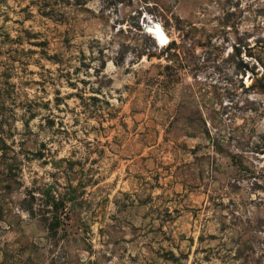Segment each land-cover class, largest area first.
Listing matches in <instances>:
<instances>
[{"label":"rangeland","instance_id":"obj_1","mask_svg":"<svg viewBox=\"0 0 264 264\" xmlns=\"http://www.w3.org/2000/svg\"><path fill=\"white\" fill-rule=\"evenodd\" d=\"M0 264H264V0H0Z\"/></svg>","mask_w":264,"mask_h":264},{"label":"bare ground","instance_id":"obj_2","mask_svg":"<svg viewBox=\"0 0 264 264\" xmlns=\"http://www.w3.org/2000/svg\"><path fill=\"white\" fill-rule=\"evenodd\" d=\"M158 23H159V22L151 21V20H150V21H148V23L146 24V28H154L155 25L158 24ZM152 33L155 34V35H154L155 38H157V35H158L157 33H159L160 38H159V39L157 38V39H158V41L160 42V44H161V43H163V44L166 43L164 37L167 38V36H166V34H165V32H164L162 26L160 27V30L153 31Z\"/></svg>","mask_w":264,"mask_h":264},{"label":"trees","instance_id":"obj_3","mask_svg":"<svg viewBox=\"0 0 264 264\" xmlns=\"http://www.w3.org/2000/svg\"><path fill=\"white\" fill-rule=\"evenodd\" d=\"M78 1H82V0H78ZM46 15H51L50 12H46ZM65 204L64 201H59L58 202L56 200H53V204H52V210H50L52 213H54V217L56 218V223L58 224L59 222V212L60 210H63Z\"/></svg>","mask_w":264,"mask_h":264},{"label":"water","instance_id":"obj_4","mask_svg":"<svg viewBox=\"0 0 264 264\" xmlns=\"http://www.w3.org/2000/svg\"><path fill=\"white\" fill-rule=\"evenodd\" d=\"M160 27H161V24L158 23V24L155 25L154 28H147V31H148L149 33H152L153 31L160 30ZM157 34H158V35H157V38L159 39V38H160L159 33H157ZM164 38H165V41H166V42L169 41L166 37H164Z\"/></svg>","mask_w":264,"mask_h":264}]
</instances>
